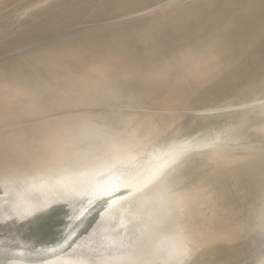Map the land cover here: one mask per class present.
<instances>
[{
  "label": "rangeland",
  "instance_id": "rangeland-1",
  "mask_svg": "<svg viewBox=\"0 0 264 264\" xmlns=\"http://www.w3.org/2000/svg\"><path fill=\"white\" fill-rule=\"evenodd\" d=\"M10 1L0 0V77L10 76L0 79V90L5 87L6 94L39 81L35 73L15 77L27 74L39 55L54 62L109 41L110 49L129 53L110 75L113 80L141 92L153 88L150 101L164 98L143 104L132 102V93L126 92L119 100L92 105L100 95L89 91L71 97L66 108L30 120L0 119V131L20 129L27 136L35 128L46 132V120L95 114V121H70L64 135L81 126L95 140L105 137L106 148L77 157L75 151L87 144L83 138L67 151L75 161L57 170L46 186L34 185V194L28 184L21 188L17 199H26L23 220L9 218L4 199L17 191L0 184V264H264V0ZM149 30L160 33V41L142 39ZM118 33L134 45L122 44ZM86 53L68 63L88 71L115 61L114 51L99 61ZM166 66L155 84L156 72ZM78 82L67 84V90ZM15 109L16 104L9 105ZM114 116H135L129 129L152 121L164 126V134L174 131L169 134L182 139L165 154L145 160L146 155L137 156L141 150L128 151L140 148L141 138L131 141L124 133L118 148V139L107 137L125 123L109 121ZM157 128L149 130L150 136L158 134ZM14 159L10 155L6 161ZM124 162L128 171L117 173ZM165 164L175 168L168 176L157 175ZM94 175L99 183L90 185ZM70 181L80 182L70 186ZM63 186H70L69 193ZM104 210L108 220L94 232ZM139 211L143 214L137 216ZM130 212L126 223L133 230L107 240L124 224L118 214ZM33 220L48 221V229H54L30 239L25 226ZM124 246L125 255L115 253ZM98 257L103 258L97 262Z\"/></svg>",
  "mask_w": 264,
  "mask_h": 264
},
{
  "label": "bare ground",
  "instance_id": "bare-ground-1",
  "mask_svg": "<svg viewBox=\"0 0 264 264\" xmlns=\"http://www.w3.org/2000/svg\"><path fill=\"white\" fill-rule=\"evenodd\" d=\"M31 4H33V2ZM130 6L131 5L128 6L129 9H132L134 7L132 6L130 8ZM18 10H19V7H18ZM183 13H185L184 15H187L186 12H183ZM169 15L170 14H168V16ZM181 15L182 13L180 14V16ZM152 20L153 19H151V21ZM183 20L185 21V18ZM184 21L182 22L183 24H184ZM148 22L149 20H147V22L145 23H142L139 26V29L144 28ZM186 23L189 24L190 21L188 22L187 20L185 24ZM171 27L173 28V26ZM159 34L160 33H157L155 30H149L146 33V35H144L143 37L141 36V38L142 39L144 38L147 40H150V39L153 40V39L158 38V41H160L161 36ZM115 35L116 37L122 38V44H131V42H133L129 39L130 37L124 33H118ZM139 35H142V33ZM141 38L139 37V39ZM133 45L134 44H131V46ZM83 46H88V45H83ZM110 47H111V43L109 41L108 42L106 41L105 44L100 45L99 47L78 48V50H76L74 53L66 54L65 56L60 57L61 60H57L54 62H44V60L46 59L45 58L46 54H44L45 56L39 55L41 59H34L33 61H31L32 62L31 70H29L27 74L17 72L15 76V77H24L28 75L29 73L40 74L41 77L38 79L39 81L37 83L26 85L23 87V89H20V90L13 89L8 94H6L7 90H5V87L0 90V119L5 122L30 120V118L42 113L43 111H53L57 108H66L67 103L69 102V99L71 97L82 96V95L84 96L88 94L89 91L90 93L96 92V93H99L100 95L99 98L95 99L94 103H91L92 105H101V104L108 103L114 100H119V97L120 96L122 97L123 93H126V92L132 93L131 97H134V98H130L132 102H139L143 104L150 103L154 105V103L161 101L164 98L163 96H160L153 101L149 100L148 94L154 91L153 88L151 87H147L145 88V90L141 92L135 89L134 87H129L130 84H127V83L123 84V83H119L113 80L114 78H112V76L110 75H112L114 72H117L119 70L118 64L122 61L121 58L126 56L125 54H129V53L126 50H122L121 48L112 50L110 49ZM89 49H91V51ZM88 50L89 52H87ZM111 51H114V55L113 54L112 55L115 57V61L112 64H106V67L98 66L95 69H89L87 71V68L83 69L81 64H69L68 63L69 60L73 56L80 57L86 52H87L86 55L87 54L88 56L93 55L95 56L96 61H99V58L102 59L104 57H107L109 54H111L110 53ZM30 59H28V61ZM24 61L27 62V60H24ZM49 63H54L58 65L59 67L54 64H49ZM127 70H130V72H133L134 69H127ZM167 70H168V67L166 66L165 69L162 68L159 73L156 72L157 75L159 76V79L155 82V84L160 82L159 80L162 79L161 76L165 75L164 72H167ZM84 72H86V74L83 76ZM74 74L75 75L82 74V76H74ZM3 77L6 80L10 79V76L8 75L6 76V74L2 75L0 79ZM76 79L79 80V82L76 83L75 86L72 87V89L70 88L69 90H67L66 85L69 84L70 82L73 83L74 80ZM64 93H66L65 100H63L62 102L59 101L58 103L53 102V99H57L61 94H64ZM10 104H16L17 109L13 111L9 110ZM95 118H96L95 114L84 116L83 114L77 113L75 115L65 117L62 120H56L57 122L46 120V123L43 122L44 125H46V128H45L47 129L46 132H42L41 130H38L35 128L34 130L32 129L29 131V133L31 134H27V136L25 135L27 138L25 136H21L22 134L20 132V129L19 130L16 129L17 131L14 129H9L10 131H7L5 129V133L3 131H0V167H1L0 171L4 175L3 179L0 178V184L6 187L13 185L12 187H14L15 190L17 191L11 194L9 193L8 199L7 200L4 199V203L7 204L8 211H10L9 212L10 219H16L17 217L18 219L23 220L24 218H26V216H22L20 214V213L23 214L25 211V209L23 208L24 207L23 204L26 202V199L23 197H20L22 198V200L17 199L19 197V194L21 193V188H23L24 186H26V184H28L33 187V188L30 187L31 189L28 188L27 189L29 190L28 192H32L34 194V191H33V189H35L34 185L39 186L40 184H42V186H44L46 181L49 180L51 176H53V174H55L57 170L64 169L70 166L75 161L74 158L69 159L66 157L67 151L72 146L74 145L76 146L83 138H85L84 140L87 142V144H83L84 146L82 148L75 151V153H77L76 155L77 157L87 156L89 153L95 150L101 151L103 149L104 150L106 149L104 148V143L101 141V140H104L105 137H102L99 140H95L93 139L92 133H90V130L88 131V129L83 128L81 126L75 127V130H73L69 136L66 137V135H64L65 133L64 131L70 126L69 125L70 121H95ZM113 118H117L118 121H125V123H122L120 128H116L115 129L116 131L110 134L111 136L108 135L107 137H112L113 140L118 139L116 140V143L114 144V146L118 148H121L120 145L118 146V144H119V141L124 137V133H125V136H128L130 138L131 141L141 138L142 139L141 147L140 148L138 147L132 150L130 149L128 151L138 152L141 150V153L137 156L146 155L145 160H148L154 156L158 157L160 155L165 154L166 153L165 151L168 150L169 147L172 146V144L176 142V140L180 141L182 139V135L180 136L178 134L172 137L169 134L174 131L164 134L166 132L164 130V126L157 128L158 124L152 121H149L148 123H146L147 121H145L142 124L138 123L136 126L134 127L131 126L129 129V123L130 121L134 120L135 116H126L122 118L119 116H114V117H111L109 121H115V119ZM154 126L158 130V134H157L158 136L155 135L153 137V135L150 136L149 130L153 129ZM39 128L42 129L44 127H39ZM161 128H163L162 132L160 131ZM5 135L8 136L6 137V139L3 138ZM3 140H5V142ZM8 148H10V151ZM10 155H15V159L11 163H8V161H6V158ZM127 157H130L132 159L135 158L134 156L130 155V153L128 152H127ZM167 162L168 161H166V163ZM126 164L127 163L124 162V166L123 167L119 166L116 172L118 173L120 171H128L124 169ZM174 168L175 167H173V165H168V166L166 165L164 166V168H162L163 169L162 172L159 171L157 175H164V176L167 175L168 176L169 174H171ZM101 170L102 169H98L95 173H98ZM126 173H127L126 175H128V172ZM96 176L97 175H94V179L89 181L90 185H95V184L97 185L99 183L96 180ZM124 178H128L130 180L131 177L128 175ZM86 180L88 181V179ZM109 180L111 179L109 178ZM104 181L106 182L107 179ZM79 182L80 181H70V186L79 184ZM70 186H67V187L63 186V188L65 189L63 192L69 193L70 190H67V189H69L68 187ZM150 189L154 190L152 186L150 187ZM35 195H38V193H35ZM2 203L3 202L1 200L0 204ZM21 210H23V212ZM136 214L137 216H140L143 213L139 211ZM132 215H133L132 212H130V214L129 213H122V214L119 213L118 216L119 218L123 220L124 224H122L121 227L117 228V230L113 231V235L106 237V239L107 240L113 239L112 237H114V234L118 235L124 232L126 233L131 232L134 226L132 227L131 225H128L126 222L129 218L132 217ZM108 217H109V214H107L104 210L103 214L101 215L100 220L94 226V232L106 224ZM2 218L3 216H1L0 214V219L3 220ZM40 223H43V225L40 226ZM49 225H50V222L48 223V221L41 222V221L33 220L32 222L28 223L25 226V229H29V230L31 229L30 230L31 235L29 238L32 239L34 237L40 236L41 233L45 230L47 231H45L44 233L49 234L50 232H52L54 227H50L48 229ZM88 235L89 234H87L83 238H86ZM80 242L81 240L78 243ZM70 244H71V247L74 246L72 245V242ZM126 252L127 250L125 249V246H124V247L116 248L115 253H117L118 255L120 254L125 255ZM61 255L66 256V253L63 252ZM101 258L103 257H98L97 262ZM55 263L58 264V262H55ZM102 263H105V262H102ZM87 264H91V260H89Z\"/></svg>",
  "mask_w": 264,
  "mask_h": 264
}]
</instances>
